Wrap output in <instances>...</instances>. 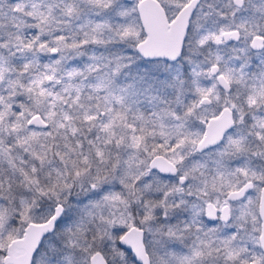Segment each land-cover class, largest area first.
Returning <instances> with one entry per match:
<instances>
[{
    "label": "snow or ice",
    "instance_id": "1",
    "mask_svg": "<svg viewBox=\"0 0 264 264\" xmlns=\"http://www.w3.org/2000/svg\"><path fill=\"white\" fill-rule=\"evenodd\" d=\"M0 264H264V0H0Z\"/></svg>",
    "mask_w": 264,
    "mask_h": 264
}]
</instances>
